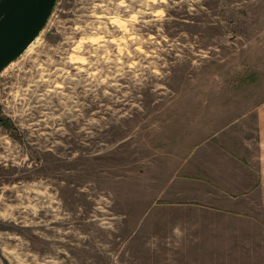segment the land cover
I'll return each mask as SVG.
<instances>
[{
    "label": "rangeland",
    "instance_id": "1",
    "mask_svg": "<svg viewBox=\"0 0 264 264\" xmlns=\"http://www.w3.org/2000/svg\"><path fill=\"white\" fill-rule=\"evenodd\" d=\"M263 100L264 0H58L0 73V264H264V210L171 190Z\"/></svg>",
    "mask_w": 264,
    "mask_h": 264
},
{
    "label": "crops",
    "instance_id": "2",
    "mask_svg": "<svg viewBox=\"0 0 264 264\" xmlns=\"http://www.w3.org/2000/svg\"><path fill=\"white\" fill-rule=\"evenodd\" d=\"M185 163L187 176L171 182L173 193L184 199L177 205L203 217L263 211L253 206V195L264 194V100L197 144Z\"/></svg>",
    "mask_w": 264,
    "mask_h": 264
},
{
    "label": "water",
    "instance_id": "3",
    "mask_svg": "<svg viewBox=\"0 0 264 264\" xmlns=\"http://www.w3.org/2000/svg\"><path fill=\"white\" fill-rule=\"evenodd\" d=\"M58 0H0V73L35 41Z\"/></svg>",
    "mask_w": 264,
    "mask_h": 264
},
{
    "label": "trees",
    "instance_id": "4",
    "mask_svg": "<svg viewBox=\"0 0 264 264\" xmlns=\"http://www.w3.org/2000/svg\"><path fill=\"white\" fill-rule=\"evenodd\" d=\"M4 119L0 118V124L4 123Z\"/></svg>",
    "mask_w": 264,
    "mask_h": 264
}]
</instances>
